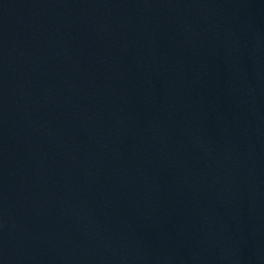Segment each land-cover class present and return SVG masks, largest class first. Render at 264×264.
Instances as JSON below:
<instances>
[{"label": "water", "instance_id": "obj_1", "mask_svg": "<svg viewBox=\"0 0 264 264\" xmlns=\"http://www.w3.org/2000/svg\"><path fill=\"white\" fill-rule=\"evenodd\" d=\"M0 264H264V0H0Z\"/></svg>", "mask_w": 264, "mask_h": 264}]
</instances>
